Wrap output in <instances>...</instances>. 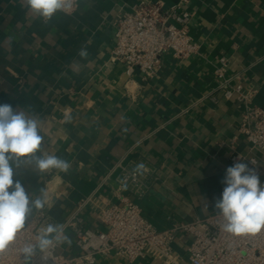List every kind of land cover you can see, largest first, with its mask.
<instances>
[{
    "label": "crops",
    "instance_id": "1",
    "mask_svg": "<svg viewBox=\"0 0 264 264\" xmlns=\"http://www.w3.org/2000/svg\"><path fill=\"white\" fill-rule=\"evenodd\" d=\"M138 1L78 0L73 13L58 12L43 23L21 0H0V103L31 109L43 148L71 164L67 173L15 169L14 180L30 196L46 190L44 209L53 223L63 224L87 199L80 210L84 226L104 230L98 206L118 202L113 189L121 169L141 162L145 193L138 200L124 195L155 228L218 212L231 145L247 152L239 103L209 98L221 56L227 75L240 72L241 83L256 90L253 104L264 109V0H162L194 13L189 31L199 48L183 60L166 51L149 79L110 61L113 22ZM64 230L72 243L56 251L69 255L77 248L71 230ZM189 241L179 232L172 242L184 263ZM159 263L149 255L128 261L113 253L95 262Z\"/></svg>",
    "mask_w": 264,
    "mask_h": 264
},
{
    "label": "built area",
    "instance_id": "2",
    "mask_svg": "<svg viewBox=\"0 0 264 264\" xmlns=\"http://www.w3.org/2000/svg\"><path fill=\"white\" fill-rule=\"evenodd\" d=\"M78 5V0L71 12ZM64 13V12H63ZM193 12L181 7L180 2L166 6L162 0H139L129 11L121 13L113 22V47L110 61L123 65L129 75L138 71L142 79L156 75L166 51L176 60L196 54L198 43L193 39L189 24ZM228 60L221 56L213 66L215 85L209 93L213 102L235 99L240 105L238 132L247 143V152L237 151L231 145L229 161L247 163L256 169L264 184V109L253 104L256 90L243 84L240 72L227 75ZM134 169L122 168L116 178L113 194L118 202L98 206V215L104 230L84 226L80 210L87 199L77 203L75 211L62 224L69 228L77 248L65 255L50 250L47 264H95L98 257L110 253L134 261L144 255L159 260V264H264V230L253 235L233 236L222 230L218 212L186 222H174L164 229L155 228L141 214L135 200L124 192L141 199L148 185L144 174H134ZM53 223L45 209L36 212L14 243L0 255V264H21L19 249L27 242H35L41 227ZM190 236L186 249V263L172 249L177 233ZM40 254L33 264H42Z\"/></svg>",
    "mask_w": 264,
    "mask_h": 264
},
{
    "label": "clouds",
    "instance_id": "3",
    "mask_svg": "<svg viewBox=\"0 0 264 264\" xmlns=\"http://www.w3.org/2000/svg\"><path fill=\"white\" fill-rule=\"evenodd\" d=\"M21 3L34 17L48 23L58 12H71L75 0H21ZM79 54L87 56L84 50ZM43 141L40 121L31 109L17 110L11 104L0 103V255L16 243L31 216L48 204L44 188L33 198L19 180H14L15 169L31 165L38 173L46 174L53 169L67 173L71 168L69 161L46 151ZM145 170L141 162L133 172L142 175ZM222 183L225 187L214 205L222 218V230L237 237L264 230V184L256 169L236 162L226 169ZM71 243L62 224L48 223L39 229L34 243L20 247L21 264H33L38 253L42 264H47L50 250Z\"/></svg>",
    "mask_w": 264,
    "mask_h": 264
}]
</instances>
